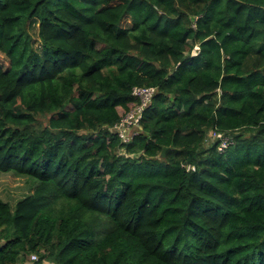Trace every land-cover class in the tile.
<instances>
[{
    "label": "trees",
    "instance_id": "1",
    "mask_svg": "<svg viewBox=\"0 0 264 264\" xmlns=\"http://www.w3.org/2000/svg\"><path fill=\"white\" fill-rule=\"evenodd\" d=\"M0 57V264H264V0H0Z\"/></svg>",
    "mask_w": 264,
    "mask_h": 264
},
{
    "label": "built area",
    "instance_id": "2",
    "mask_svg": "<svg viewBox=\"0 0 264 264\" xmlns=\"http://www.w3.org/2000/svg\"><path fill=\"white\" fill-rule=\"evenodd\" d=\"M199 52V46H196L193 50V54ZM156 89L154 87H136L134 88V95L140 98V103L134 105L121 121L117 125L116 129L119 131V136L124 141H128L133 138L135 134L130 133L128 130L134 126L140 127L141 118L147 105L152 101ZM124 131V132H123ZM215 139L220 141L219 149L224 152L231 143L232 137L226 135L224 132H214ZM33 257H37L35 254Z\"/></svg>",
    "mask_w": 264,
    "mask_h": 264
},
{
    "label": "rangeland",
    "instance_id": "3",
    "mask_svg": "<svg viewBox=\"0 0 264 264\" xmlns=\"http://www.w3.org/2000/svg\"><path fill=\"white\" fill-rule=\"evenodd\" d=\"M35 35L37 36V31H35ZM2 60V58L0 57ZM46 121V118L44 119ZM132 134H137L141 131V126H134L128 130ZM124 132V131H123ZM124 152V151H122ZM36 186V182L32 181L26 176H18L15 173H3L0 177V197L9 202L12 207L16 205V203L31 194ZM34 254L37 256L33 257ZM39 254L33 253L25 257V261L18 262V264H36V261L39 259ZM44 264H54L53 262L45 259Z\"/></svg>",
    "mask_w": 264,
    "mask_h": 264
},
{
    "label": "water",
    "instance_id": "4",
    "mask_svg": "<svg viewBox=\"0 0 264 264\" xmlns=\"http://www.w3.org/2000/svg\"><path fill=\"white\" fill-rule=\"evenodd\" d=\"M2 99V95H0V100ZM168 147L164 148L163 152H162V156L165 155V152L167 151Z\"/></svg>",
    "mask_w": 264,
    "mask_h": 264
}]
</instances>
